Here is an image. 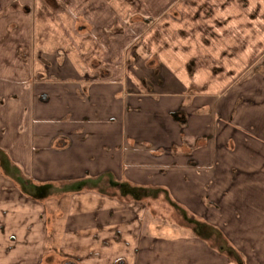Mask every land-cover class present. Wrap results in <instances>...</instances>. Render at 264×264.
I'll list each match as a JSON object with an SVG mask.
<instances>
[{"label":"crops","instance_id":"0c3cea01","mask_svg":"<svg viewBox=\"0 0 264 264\" xmlns=\"http://www.w3.org/2000/svg\"><path fill=\"white\" fill-rule=\"evenodd\" d=\"M51 1L0 0V150L18 169L0 171V264H28L38 235L39 264H237L230 250L264 264V0ZM79 3L116 25L143 17L150 37L52 28ZM22 30L23 46L8 39ZM157 192L194 215L191 232L152 234L143 196Z\"/></svg>","mask_w":264,"mask_h":264},{"label":"rangeland","instance_id":"374dc122","mask_svg":"<svg viewBox=\"0 0 264 264\" xmlns=\"http://www.w3.org/2000/svg\"><path fill=\"white\" fill-rule=\"evenodd\" d=\"M80 0H75V2H78ZM83 1V0H81ZM100 0H97L96 1V4L99 3ZM127 1V0H126ZM143 1V4L144 6L145 5H149L148 4V0H142ZM47 4H49V6H52L53 7V2L51 0H48V2H46ZM110 4V2H108ZM80 5V8L78 7L75 11H71V12H63L62 14V18L60 19H55V20H58V22L56 23L55 20L52 21V22H49L50 25H52V28L55 26L57 29H58V32L61 31L63 33V31L66 32V35H67V31L69 28L72 27L73 30H76V31H79L81 34L84 33L83 37L84 38H80L81 41H84L83 39H85V41H90L91 38L92 41L94 42H99V41H104L105 42V38L104 36L103 37H100L101 40L99 39V33L95 34V35H90L89 33H92L94 30V27H91L90 28V25L91 24H94V22L92 20H96V24H100V25H104V26H107V27H111L110 29H108L107 31V34L106 35H110V38L111 39H117L120 38L121 36V33H118L116 30H119L120 29V32L123 33V36H121V38L119 39V44H125V45H130L131 43H135L136 41L140 40L142 41L143 39H148V37H150L149 33H146V32H141L142 29H140L141 26L139 25H134V21H138L140 19H143V17H140V16H136L135 18H131L128 20V15H129V12H126V15H125V19H120L119 23L116 25V18H110V16L108 15H98L96 13V11H89V14L86 13L85 8L84 6L79 3ZM143 6L144 9H146L145 7ZM48 13V12H47ZM173 15V13H171ZM170 14V15H171ZM147 16V15H146ZM97 17V19H96ZM103 17V18H101ZM92 19V20H91ZM127 20V21H126ZM150 20V19H149ZM147 24L149 23L148 21V18L147 20L145 21ZM144 25L143 27H147L144 23V21L142 22ZM64 25L63 26V29L60 28L59 25ZM96 26V25H94ZM133 26H136V28L138 27V31L135 32V31H131L132 30V27ZM69 27V28H68ZM120 27V28H119ZM51 28V30H52ZM14 31V30H13ZM112 31L114 33H112ZM145 33V34H143ZM142 35L143 38L139 39V35ZM10 38H8L9 40H13L15 43H22V46L23 44L27 43V32L25 30H22L21 32L19 33H14V34H9L8 35ZM81 36V35H79ZM98 36V37H96ZM61 37V36H60ZM70 39H73V37H70ZM19 40H22L21 42H19ZM96 40V41H95ZM113 44V43H112ZM98 45V44H97ZM25 47V46H24ZM135 47V46H134ZM99 50H103L104 52H108V50L106 48H102L99 46ZM111 49V48H110ZM133 52V48L130 47V48H127L125 50V58H127L126 62L128 63V59L130 57V55L132 54ZM137 52H139L138 54L141 55L142 52H140V50H137ZM110 53L112 54V51L110 50ZM25 54L24 51H19V55L21 57H18L19 59L17 60H14L12 62V66H8L9 68V72H8V77L14 81L16 80V82L18 83H21L20 80L25 78L27 73L26 71L24 70V57H22L23 55ZM113 56V55H112ZM120 57V56H119ZM119 57H115V60H119ZM144 57H147V55H145ZM111 58V55L108 56V59ZM147 59V58H146ZM23 61V62H22ZM120 61V60H119ZM145 62V65H146V61ZM4 63L3 61L0 62V64ZM143 65V64H142ZM142 65H138L139 68H141ZM143 65V66H145ZM112 68L114 66H111ZM147 67V66H146ZM23 68V69H22ZM145 68V67H142V69ZM22 69V70H21ZM26 69V68H25ZM120 69V68H119ZM115 70H118V67L115 68ZM17 71H19V74L14 77L16 74H17ZM129 72L126 73L125 78L129 79V77H132V76H128ZM148 72L146 73L147 77H148ZM133 76H135L134 73H132ZM129 81V80H127ZM129 83H131L129 81ZM16 86V85H15ZM20 86V85H19ZM20 88V87H19ZM11 120H8L7 121V125H9V122ZM1 124V123H0ZM13 125H16L15 122L11 123ZM26 167V172H29L30 171V163H25ZM0 171H3V173L7 176L11 174L15 175V174H18V169L13 165V162L12 160L9 158V156L3 152V154L0 153ZM13 178V180L15 181H19L20 184H22L21 182L23 181L21 177L18 176V178H15L13 176H11ZM23 184H26V182L23 181ZM117 184L121 185V184H126V181L123 180V181H120L118 182L117 181ZM33 188L31 189V192L34 190L35 191V196L37 195V187L35 186H32ZM35 187V188H34ZM119 187L117 186L116 189H118ZM153 189V188H152ZM30 190V189H29ZM144 198H147V204H148V207H149V213L151 215H156V222H157V228H153L151 230H154L153 233L152 231H149V225H145L144 226V232L145 233H152V234H156L158 235V237H176V236H180V235H183L187 232H191V228H193L194 226H190L191 224L187 223L189 220L187 218L184 217L185 214L191 216L189 217L191 220H193V214L187 209L184 207V210L180 209L179 206L181 204L177 203H173L172 201H168L167 199V195L162 193V192H157V194H153V196L149 199L147 196H143ZM52 202H50V200H46V205H47V212L49 211L50 212V209H51V203H52V206H55L53 205V200H51ZM56 203V202H55ZM184 206V205H183ZM31 208L32 205H30ZM37 209L36 206H34ZM49 218L51 219L52 218V214L49 215ZM48 220V218H47ZM195 221V219L193 220ZM146 222V221H143V223ZM49 224V223H48ZM49 227V225H48ZM51 230V233L54 234L53 230H52V220L50 221V229L49 231ZM40 231L42 232V229H40ZM38 227L37 226H33V229H32V232L37 234L40 232ZM50 233V234H51ZM39 236H37V239L36 241H34V239L31 237V239L33 241H30V246L26 249L25 251V258L26 259L28 257V259L25 260V263L28 262V264H39V258L37 259L36 257H33L34 254L36 253V249L38 248V243H35L39 240ZM50 242H52V238L49 237V242H47V246L49 245L50 246ZM41 243V242H40ZM213 244L215 246H220L221 245L223 247H227L229 246L227 243H223V242H220V243H216V242H213ZM41 245H39L40 247ZM219 248V247H218ZM228 248V247H227ZM226 248V249H227ZM36 250V251H35ZM255 254L254 252L253 253H250V256H252L251 258H249V262L251 264H260V258L259 257H253V255ZM240 255V254H239ZM257 256V254H256ZM241 258V261L243 264H245V260L243 257H240ZM49 259L50 257L48 256L47 258L44 259L43 261V264H48L49 262ZM233 259H235L237 261V259L235 257H233ZM58 260H59V264H68V262L70 263L71 261H73V264H75L76 262L71 258L69 257L68 255L66 254H60V258L58 257ZM237 264H239V262L237 261Z\"/></svg>","mask_w":264,"mask_h":264},{"label":"trees","instance_id":"16d2710c","mask_svg":"<svg viewBox=\"0 0 264 264\" xmlns=\"http://www.w3.org/2000/svg\"><path fill=\"white\" fill-rule=\"evenodd\" d=\"M0 153L3 154V151L0 150ZM229 253H230V255H232V257H235L237 259L239 264H243L241 261L240 255L238 253H236L235 251H232V250H230Z\"/></svg>","mask_w":264,"mask_h":264}]
</instances>
